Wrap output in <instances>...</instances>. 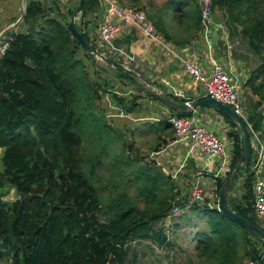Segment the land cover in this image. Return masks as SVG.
<instances>
[{"label":"trees","instance_id":"1","mask_svg":"<svg viewBox=\"0 0 264 264\" xmlns=\"http://www.w3.org/2000/svg\"><path fill=\"white\" fill-rule=\"evenodd\" d=\"M99 2L84 0L80 22L76 20L88 41L81 20L96 11ZM52 5L58 8L57 1ZM74 5L66 16L55 18L40 0H30L22 16L24 29L7 37L9 45L0 56V258L8 257L10 264H109L113 258L124 263V245L129 241L167 245L170 227L164 219L173 205L183 207L170 174L155 159L143 163L134 156L133 146L126 145L122 134L99 112L96 101L102 89L94 78L96 71L90 74L86 65L90 61L97 67V61L83 51L68 28V15L73 14L77 0ZM215 6L226 14L225 25L240 27V35L259 57V65L246 81L258 96L248 122L259 130L264 122L258 111L264 100V0H212ZM163 8L174 16L182 13L186 31H200L197 0H168ZM162 14L160 9L148 18L166 39L187 43L188 39L170 33ZM195 33L191 38L197 37ZM120 75L137 81L122 71ZM147 95L159 101L148 90ZM219 112L235 128L231 171L241 156L239 130ZM191 114L175 111L177 116ZM170 127V121L163 119L154 131ZM240 171L234 181L242 175ZM242 171L240 202L233 208L229 204L231 182L227 203L258 225L252 206V174L249 167ZM226 176L215 178L217 192ZM12 188L20 194L34 190L14 201L3 200ZM190 206L205 226L189 225L195 245L185 264H242L243 258L264 264L257 244L264 240L227 216L219 205ZM104 208L100 221L98 214Z\"/></svg>","mask_w":264,"mask_h":264},{"label":"crops","instance_id":"2","mask_svg":"<svg viewBox=\"0 0 264 264\" xmlns=\"http://www.w3.org/2000/svg\"><path fill=\"white\" fill-rule=\"evenodd\" d=\"M29 1L30 0H0V30H3L10 23H14L17 20H15L14 17H19L22 14V7H25ZM43 1L48 2L45 3L47 6L50 4L48 10L51 11L50 15L55 18L60 17V15L66 16L67 11L75 4L74 2V4L65 9L58 5L56 9L52 5V3L55 2L54 0ZM99 1L98 9L89 12L81 20V26L85 28V31L91 39L93 37L94 39L96 38L98 25L107 18L106 6L102 3V0ZM167 1L168 0H140V2L136 4L131 0H117L121 5L141 7L150 3V5L158 10L163 9L162 18L170 33L176 38L188 39L187 43L182 44L178 43V41L173 38L166 39L156 26H154L157 33L164 37L167 45L172 48L175 54L153 43V41L145 35L143 29L137 25L120 26L119 31L111 40V46L100 49L109 58L121 61L139 70L156 86V88L158 87L162 92L169 94L177 101L183 100L182 102H185L200 99L202 86L183 71L176 55L185 56L188 54L185 57L194 56L208 70L211 69L215 63H219L225 70L234 74L243 82L241 89L242 94L244 83L246 85V81L250 78V74L252 73L251 71L256 68L257 58H254L251 50L245 46L247 43L240 35V27L236 28L232 25H225L224 21L226 22L227 19L226 14L219 7H213V24L218 27L219 37L217 43L212 45L209 41V37L213 32V24L207 32L204 31L202 33V26L198 33H195L194 30L186 31L185 27L187 20L184 18L183 14L181 13L179 16H174L170 9L167 11L163 8ZM148 7L151 6L148 5ZM72 15H70V17ZM78 18L79 14L76 15L75 20L80 22ZM109 19L117 21V18L113 16H110ZM17 29L18 28L12 27L11 31H16ZM194 33L197 34V37L194 35V37L191 38ZM233 41H240L241 46L237 49ZM184 49L187 51L186 54ZM95 69L97 70L98 68L94 67L93 71H95ZM112 78L115 79V77ZM120 80L123 79L120 78ZM101 81L103 82V80H100V82ZM126 83L129 84V82ZM139 94L142 96L136 99L135 107L128 110L126 115H124L125 117H122L126 120H123L127 122L128 125L141 128V130L145 127H150V130L157 135V138L162 132L161 134L163 135L158 138L159 142L157 143L158 145L155 146V149H158L162 144V152L159 153L162 154L161 159L167 164V167L163 166L165 172L167 174L171 173L169 167H173L174 174L178 171L175 176L177 175L179 180H183L184 183L186 182V185L189 186L186 188V194L190 190L192 184L199 182L205 192V196L203 195V197L209 198L215 189V178L226 176L230 161L234 154L233 136L227 133L230 122L220 114L218 108L214 109L207 106H199L192 112L191 116H195L198 121L216 133L225 144L224 154L207 159L202 153L200 146L185 137L176 136L174 132L171 131V128L170 130L166 129L160 132L154 131V128L163 119L169 120V117L175 114V110L169 109L161 101L159 102L149 97L147 93H135V95L138 96ZM127 96V94L123 95L125 98L123 99L124 101L127 100ZM112 108L119 109L116 104L113 106L109 104L108 109L111 110ZM258 133L262 135V137L260 136L261 139H264V122L258 130ZM181 194L186 198V195H183L185 193L181 192L179 196ZM229 198L230 194L228 193V199ZM201 204H203V202H201ZM256 221L258 225L264 228V217ZM176 224L177 223H174L172 225L176 226ZM172 225L170 226V231H172Z\"/></svg>","mask_w":264,"mask_h":264},{"label":"rangeland","instance_id":"3","mask_svg":"<svg viewBox=\"0 0 264 264\" xmlns=\"http://www.w3.org/2000/svg\"><path fill=\"white\" fill-rule=\"evenodd\" d=\"M54 1H57L58 5L61 6L63 9H65L71 6L72 4H74L76 0H54ZM41 2L44 3L45 6H47L45 3H48V2L43 1V0ZM49 5L47 7H49ZM148 5L151 7H148ZM148 5H143L139 7L141 10L145 12L147 18H148L149 13L156 15V13H158L159 11L158 9L154 8V6L150 5V3H148ZM22 8H23V13H24L25 7L23 6ZM213 14H214V9H213ZM16 17H14L15 20H16ZM69 17L70 16L68 15V18ZM149 20L152 22L151 19ZM17 28L24 29V25L20 24ZM233 44L234 46H236L237 49L241 46L240 41L238 42L233 41ZM245 46L249 48L248 43ZM251 53L254 58H257V65H256L257 67L260 63L259 57L252 50H251ZM95 59L97 61L96 68L98 69L97 70L95 69L97 74L94 76V78L98 80V83L100 84L102 88L101 99L99 101H96V106L99 109V112L103 113L106 118V121L110 125H112L115 129H117L119 133L122 134L125 144L126 145L129 144L133 146L132 154L134 156L135 155L138 156L143 163L145 162V160L148 161L149 158L155 159V161L157 160L156 163L160 167H162V170L165 172L163 168L167 167V164L164 162L163 159H161L162 154L159 153V152H162L161 151L162 144L159 146L158 149H155V146H157L158 145L157 143L159 142L158 138H160V136L163 135L161 134L162 132L158 135V138H157V135L154 134V132L150 130V127H145L143 130H141V128L128 125L127 122L124 121L126 119L122 118V117H125L124 115H126L128 110H131L132 108L135 107V104H134L135 98L138 99L140 96H142L140 94L139 96L135 95V93L146 94L148 90L147 87L141 80L132 82L130 79L126 77H122L120 75V71L116 70L115 68L107 66L101 59L97 57H95ZM86 65H87V69L89 70V73L92 74L94 67L91 65L90 61H86ZM112 77H115V79ZM120 78H122L123 80H120ZM100 80H103V82L102 81L100 82ZM126 82H129V84ZM251 90H252L251 87H249L248 85L246 86L244 83L241 96L243 99V104H244V109H245V110L243 109V113L247 121L249 120L248 113L252 109H254L255 103L258 101V96L253 94V91ZM124 94L128 95L127 100L125 101L123 100L125 99L123 97ZM133 96L135 97L132 98ZM117 100H120V102H118ZM131 101L133 103H131ZM109 104L112 106L116 104V106L119 109L112 108L110 110L108 109ZM260 104L261 105L260 106L258 105L259 107L258 106L257 107H258V111L263 116L262 112H264V100H262ZM207 107L217 109V107L214 105H209ZM145 130H150V131H145ZM233 130H235V128L231 124H229L227 128V133L231 135ZM171 131L174 132L172 128H171ZM260 136L262 137L261 134ZM2 150L3 149L0 148V156H1ZM0 169H1V163H0ZM169 169L171 171L170 176L172 177L173 181L176 184V189L180 191L179 194L182 192V193H185L183 195H186V198H184L182 194L179 196L180 201L182 202L181 205L183 206L182 207L183 211L178 216V218H176L170 224L172 225L174 223H177L176 226L172 225V231H170V242L167 245H164V244L157 245V244L152 243L149 240L129 241L124 245V249L126 251L124 263L117 262L115 261V258H113V261L109 264H185L186 257L188 255H191L194 252L193 248L195 245V240L193 239V236L191 235L192 228L189 225L191 223L198 222L200 227H204L205 220H203L202 218L198 219V217L194 214V210L190 211L191 196L189 194V191L186 194V188L189 186H187L186 182L184 183L183 180H179L177 178V175L175 176V174H177L178 171H176L174 174L173 167H169ZM240 174L242 175L236 181L232 180V182H234V187L231 190V192H229L230 198L228 200L231 208H233L234 204L237 203L241 199V195L244 192V187H243L244 172L241 170ZM33 190L34 189H30L29 193L20 194L14 188H12L9 190L8 194L4 196L2 199L5 201H14L18 197L23 196V194H31ZM204 193L205 192L203 190V195ZM201 201L203 202V204H199L200 202L199 203L195 202L194 204L199 205V206L207 205V206L216 207L219 203L218 202V192L216 188L214 189L212 195L209 198L204 197ZM104 211H105V208L103 209V211L101 210V212H99L98 214L100 221L104 220V214H103ZM257 244H258L259 250L262 251V254H264V244L262 243V241L260 240L257 241ZM243 259L245 260L246 258H243ZM0 264H10V259L8 257H1Z\"/></svg>","mask_w":264,"mask_h":264},{"label":"built area","instance_id":"4","mask_svg":"<svg viewBox=\"0 0 264 264\" xmlns=\"http://www.w3.org/2000/svg\"><path fill=\"white\" fill-rule=\"evenodd\" d=\"M200 5V21L202 33L209 31L210 26L214 23L212 0H197ZM107 9V18H105L97 27V36L90 40L99 50L111 46L112 38L117 34L122 25H137L141 27L147 37L153 43L162 49H167L172 54V48L167 45L164 37L159 35L154 28L153 23L146 17V14L139 7L130 5H121L117 0H102ZM22 14L17 17L14 23H10L3 30H0V56L5 52L9 45L6 31L11 28H17L23 24ZM113 16L116 20H110ZM220 28V27H219ZM227 44V42H226ZM100 49V50H101ZM99 50V51H100ZM102 51V50H101ZM100 51V52H101ZM186 54V49H184ZM103 55L104 52H101ZM186 54L185 56H187ZM106 56V55H105ZM177 56L178 61L185 73L196 80L202 86L201 98L212 97L225 105H228L238 113L245 121L250 131L251 138V160L249 163L250 173L252 174V206L253 214L259 219L264 217V139H261L258 130H253L251 124L246 120L243 109V99L241 94L242 82L238 77L225 70L222 65L215 63L211 69H206L202 63L194 56L185 57ZM190 103V101H185ZM245 110V109H244ZM194 111V110H193ZM192 111V112H193ZM191 112V113H192ZM264 115V112H262ZM171 128L176 136L185 137L201 147L202 153L207 159L221 156L225 152L223 140L207 128L203 123L198 121L195 116H177L169 117ZM189 194L191 203L201 204L203 197V188L199 182L192 184ZM183 208L175 204L172 206L167 217L164 219L165 224L170 227L171 223L178 218ZM170 225V226H169ZM170 233V232H169ZM242 264H260L259 261L246 258Z\"/></svg>","mask_w":264,"mask_h":264},{"label":"water","instance_id":"5","mask_svg":"<svg viewBox=\"0 0 264 264\" xmlns=\"http://www.w3.org/2000/svg\"><path fill=\"white\" fill-rule=\"evenodd\" d=\"M83 2L84 0H77L76 8L73 12V15L70 17L68 28L71 35L77 40L80 44L81 48L84 52L93 54L95 57L101 59L107 66L115 68L118 71H122L134 79L141 80L147 89L156 96L159 101L165 104L170 109L178 111L180 113H188L192 112L199 106H209L214 105L216 106L222 113H224L231 121H233L238 126L239 130V138L241 142V156L237 163V165L233 168V170L229 171L228 175L225 178V181L218 191V205L219 208L231 219L241 225L243 228L254 234L261 240H264V229L259 227L251 220L246 217H243L233 210H231L227 203V190L230 186L235 175L238 174L240 170H243L249 166L250 159H251V138L248 131V126L246 121L230 106L223 104L222 102L212 98V97H205L201 99H196L194 101H190V103L177 101L172 98L169 94L162 92L160 89L156 88V86L147 78L145 77L139 70L133 68L130 65H127L121 61L109 58L103 55L90 41H88L82 34V32L78 29L76 24V15L80 14L83 9ZM213 32L209 37V41L212 45H215L218 41L219 33L218 27L213 24L212 25ZM6 35H10V38H13L15 32L13 31H6Z\"/></svg>","mask_w":264,"mask_h":264},{"label":"clouds","instance_id":"6","mask_svg":"<svg viewBox=\"0 0 264 264\" xmlns=\"http://www.w3.org/2000/svg\"><path fill=\"white\" fill-rule=\"evenodd\" d=\"M13 32H15V31H13ZM7 36H9V35H7ZM108 57V56H107Z\"/></svg>","mask_w":264,"mask_h":264}]
</instances>
